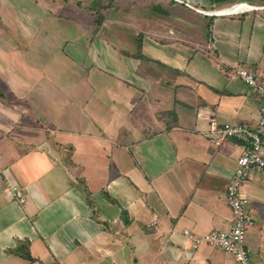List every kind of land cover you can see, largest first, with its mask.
<instances>
[{
	"label": "crops",
	"instance_id": "crops-1",
	"mask_svg": "<svg viewBox=\"0 0 264 264\" xmlns=\"http://www.w3.org/2000/svg\"><path fill=\"white\" fill-rule=\"evenodd\" d=\"M165 4L174 23L158 34L161 19L135 14L143 22L128 48L121 32L102 34L121 20L99 27L64 16L62 0H0V264H237L193 249L183 231L232 227L227 184L246 144L213 142L206 116L258 126L260 102L235 69L264 76V6L236 14L252 17L245 39L242 23L227 22L234 14ZM240 190L255 220L246 245L264 264V172Z\"/></svg>",
	"mask_w": 264,
	"mask_h": 264
},
{
	"label": "built area",
	"instance_id": "built-area-1",
	"mask_svg": "<svg viewBox=\"0 0 264 264\" xmlns=\"http://www.w3.org/2000/svg\"><path fill=\"white\" fill-rule=\"evenodd\" d=\"M235 72L260 102L258 126L252 127L242 122H220L213 115L206 116L209 122L208 135L213 142L219 143L226 138H232L246 144L227 184L226 199L233 212L232 227L227 231L211 230L206 233L185 229L183 234L191 242L193 249L206 245L230 253L237 264H256L246 245L248 230L255 220L247 211V200L242 196L240 188L242 181L253 170L264 172V76L244 66L236 68ZM5 195L22 204L26 202L24 191L17 185H9Z\"/></svg>",
	"mask_w": 264,
	"mask_h": 264
},
{
	"label": "rangeland",
	"instance_id": "rangeland-1",
	"mask_svg": "<svg viewBox=\"0 0 264 264\" xmlns=\"http://www.w3.org/2000/svg\"><path fill=\"white\" fill-rule=\"evenodd\" d=\"M62 1L67 2V3H71L70 6L72 8V10H70V9H66L64 7V9H63L64 14L63 15L66 17L67 16L76 17L75 20H78L79 22L85 21L86 24H92L96 18V16H95L96 13H98V14L105 13V16H108V20L111 21V23H114V25L118 24L119 20H121L122 30L116 27L114 29L104 30L102 32V34L106 35V37H110L111 39H116L120 35L117 32H121V35H123L122 43L127 45L128 48H132L137 43V40H136L137 35L136 34H137L138 27H140L142 20L149 19L150 17H158L159 19H161L162 21L159 20V22H157V24H153L154 30L151 29L149 27V25L147 26L144 23H142V25H141L142 31L146 32L149 30H153L154 32H156L158 34H160L161 31L168 30V24L165 23L166 21L174 23L173 18H172L174 16H170L169 14L166 15L167 13L170 12L169 9L166 10V8H164V6H166L165 3L167 2V0H105L107 5H110L112 3L113 4L117 3V4L114 5V7H116L115 10L108 9V10H105L104 12L101 11V9H102L101 4L97 5L95 3L97 0H62ZM155 1L161 3V5L159 4V9H161V10H158V12L154 11L152 8V3ZM202 1H204L203 4L201 3ZM247 1H250V3L254 4L255 6H264V0H247ZM196 2L198 3L197 4L198 6L200 5L199 6L200 11H208L209 12L211 10L220 9V8H215V6L212 5V3H209L210 2L209 0H196ZM204 4H206V5H204ZM246 4H248V3H246ZM226 5H228V4H225L224 6H226ZM78 8H80L82 10H79ZM96 9H98V11H96ZM110 10H111V13H110ZM135 14L136 15L141 14L140 15L141 19L142 18H145V19H142L140 21V23H138L135 20L139 16L136 17ZM198 14L199 15L201 14L200 16H202V12L198 13ZM199 15H197V13L196 14L192 13L190 15V18H189L190 19V24H189L190 28L195 27V26L199 27L200 25H202L201 18H199ZM234 15H235L234 17H236V18L235 19L229 18L227 20V22L230 23V25L232 27L234 26V28H236V29L238 27H235V26H239L242 23L244 25V28H247V31H246L247 34H246L245 30H243V36L245 37V39H248L249 38L248 33H249V29H250V27H248V26L251 23L252 17L251 16L250 17L245 16L242 19L241 17L236 16V14H234ZM202 18L203 19L207 18L209 20L210 17L206 16V17H202ZM80 19H82V20H80ZM221 22L222 21L213 22V24L211 26V31H212L211 34H213V35H211V39L213 40V42L217 41L215 39L216 37H219L218 35L220 34V27L218 28V26L221 25ZM207 25H208V23H206V25L203 27L204 30H206L208 28ZM176 26H177V24H176ZM0 27H1V29L3 27V23L1 21H0ZM178 30L179 29L176 28V31H178ZM263 30H264V28H263ZM205 32H207V31H205ZM256 33L259 34L261 32L257 31ZM170 34H171V32H170ZM191 35L193 36L192 39H196L198 36L199 37L203 36V34L202 35L198 34L196 30L194 32H192ZM256 38L260 39L262 41V44H263L264 43V32L261 33L260 35H256ZM215 43L216 42H214L213 44L215 45ZM198 46L195 49L198 50ZM213 48L215 49V47H213ZM156 66L158 67V65H156ZM141 67H142L143 71H146L151 67V65L148 64L146 61H144L143 64L141 65ZM154 68H155V66L151 67V69L154 71V73L157 71L155 73V75L158 74V76H163V77H164V75H167V73L161 72L162 68H159L157 70H154ZM158 70H160V72ZM172 74H175V73L172 71ZM180 75H184V73H181ZM176 76H177V74H176ZM164 79H165V77H164ZM168 79L170 80V78H168ZM189 82H190L189 83L190 86H195L197 84L195 80L194 81L190 80ZM249 91H250V89H249Z\"/></svg>",
	"mask_w": 264,
	"mask_h": 264
},
{
	"label": "trees",
	"instance_id": "trees-1",
	"mask_svg": "<svg viewBox=\"0 0 264 264\" xmlns=\"http://www.w3.org/2000/svg\"><path fill=\"white\" fill-rule=\"evenodd\" d=\"M172 2H175V0H171ZM177 1V0H176ZM210 2L209 3H212V5H214L215 6V8H223V7H226V6H230V5H233V4H235V3H246V2H243V1H247V0H209ZM64 2V1H63ZM250 2V1H249ZM66 5V9H70V10H72V8H71V6H70V4L71 3H67V2H64ZM97 5L98 4H101V6H102V9H101V11H105V10H108V9H111V10H115L116 9V7H114V5L115 4H117V3H112V4H110V5H107L106 4V2H105V0H97L96 2H95ZM253 3V2H252ZM159 4L161 5V3H159V2H154V3H152V8H155L156 10H161V9H159ZM225 4H228V5H226V6H224ZM249 4V3H248ZM251 5H253V4H251ZM223 6V7H222ZM79 10H82V9H80V8H78ZM111 10H110V13H111ZM96 11H98V9H96ZM64 14V13H63ZM90 14V13H89ZM107 14V13H106ZM95 16H96V18H95V20H94V24H96L97 26H101L102 24H103V22L105 21H107L108 20V16H105V13H103V14H98V13H96L95 14ZM94 16V17H95ZM68 18H71V19H73V20H75L76 19V17H69V16H67ZM80 20H82V19H80Z\"/></svg>",
	"mask_w": 264,
	"mask_h": 264
},
{
	"label": "bare ground",
	"instance_id": "bare-ground-1",
	"mask_svg": "<svg viewBox=\"0 0 264 264\" xmlns=\"http://www.w3.org/2000/svg\"><path fill=\"white\" fill-rule=\"evenodd\" d=\"M231 6V5H230ZM253 6L255 5H251V4H246V3H238L237 5H235L234 7H229V6H226V7H223V8H220V9H216V10H213L215 12H231V11H234V10H245V9H251L253 8Z\"/></svg>",
	"mask_w": 264,
	"mask_h": 264
},
{
	"label": "water",
	"instance_id": "water-1",
	"mask_svg": "<svg viewBox=\"0 0 264 264\" xmlns=\"http://www.w3.org/2000/svg\"><path fill=\"white\" fill-rule=\"evenodd\" d=\"M238 3H235V4H233V5H231V6H229V7H234L235 5H237ZM256 8H259V6H253V8H251V9H256ZM251 9H245V10H234V11H229V12H215V11H213V10H211V11H201L202 13H204V14H207V15H210V16H213V15H219V14H237V13H240V12H244V11H249V10H251Z\"/></svg>",
	"mask_w": 264,
	"mask_h": 264
}]
</instances>
